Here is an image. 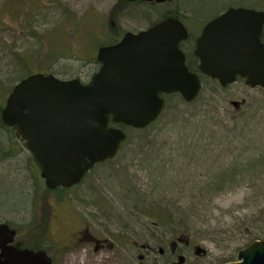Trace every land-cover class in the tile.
Returning <instances> with one entry per match:
<instances>
[{
	"label": "rangeland",
	"instance_id": "rangeland-1",
	"mask_svg": "<svg viewBox=\"0 0 264 264\" xmlns=\"http://www.w3.org/2000/svg\"><path fill=\"white\" fill-rule=\"evenodd\" d=\"M115 3L0 0V110L32 74L90 83L93 65L85 64V49L95 52L99 43L146 29L154 19L113 26ZM224 3L182 0L183 9L201 20L215 16ZM164 98L162 117L170 119L148 127L146 144L139 145L138 130H127L128 140L114 160L98 166L82 185L53 195L41 185L23 141L0 130L7 152L0 159V212L18 227L25 247L47 250L54 264H153L157 258L141 256L170 251L182 233L178 245L187 264H228L264 240V91L244 80L221 88L203 79L193 103L176 95ZM202 127L217 137L204 135ZM251 162L257 163L254 170L245 167ZM204 188L209 194L201 192ZM50 209L57 222L50 221ZM86 226L106 242L104 250L85 244L77 253L55 254ZM163 232L168 241L159 237ZM196 247L206 253L197 256Z\"/></svg>",
	"mask_w": 264,
	"mask_h": 264
},
{
	"label": "water",
	"instance_id": "water-1",
	"mask_svg": "<svg viewBox=\"0 0 264 264\" xmlns=\"http://www.w3.org/2000/svg\"><path fill=\"white\" fill-rule=\"evenodd\" d=\"M154 1V0H146ZM159 3L174 0H156ZM264 12L230 9L209 23L198 40L201 72L222 88L237 80L264 91ZM184 26L168 20L140 33H127L98 54L101 69L88 85L35 74L15 86L2 113L42 168L49 189L71 188L97 164L114 158L127 139L123 126L142 130L162 114L161 94L179 93L187 103L201 92L179 44ZM111 117V118H110ZM16 232L0 226V264H53L44 251L18 250ZM206 250L197 248L201 256ZM228 264H264V240Z\"/></svg>",
	"mask_w": 264,
	"mask_h": 264
},
{
	"label": "flooded vegetation",
	"instance_id": "flooded-vegetation-1",
	"mask_svg": "<svg viewBox=\"0 0 264 264\" xmlns=\"http://www.w3.org/2000/svg\"><path fill=\"white\" fill-rule=\"evenodd\" d=\"M225 1L223 5H221L220 11L210 18L209 20H201L197 17H195L193 14H190L187 9H183L182 6V0H174V1H166L159 3L156 0L154 1H146V0H116L115 7H114V13L111 14V17L115 16V20L111 21L113 26H119L126 22H131L133 23L136 21L139 17H144V16H149L154 17V19L150 20V24L146 29L140 30L135 33H139L142 31H147L158 24H161L165 21L168 20H174L180 22L184 28L187 31V38L182 40L179 44V49L181 52L184 54L185 59H186V65L188 67V70L190 73L194 74L197 76V78L200 80L201 84L203 85V79L211 81V83H217L216 81L210 79L208 76L204 75L199 68L200 61L198 57L196 56V48L198 44V40L201 37L204 29L206 26L216 20L219 16L222 14L226 13L230 9H248V10H254L257 12H264V0H221ZM111 18V19H112ZM189 22L192 24L195 23V25H190ZM129 32V31H128ZM120 34L118 37H113L111 39H108L107 41H103L98 44L97 49L95 52H93L91 49H85V54L83 56V60L87 66H92L93 65V71L91 72V81L94 79V77L97 75L99 70L102 67V64L98 61V54L99 51L103 47H110V46H115L117 45L125 36L126 33ZM193 32H199L193 33ZM133 33V32H132ZM99 34L98 36H100ZM261 40L264 42V29L261 35ZM218 84V83H217ZM4 109V108H3ZM2 111L0 112V122L3 123L2 119ZM0 130H6V131H13L19 141H23L25 147H27V143L18 135L16 128H10L6 127L3 124H0ZM28 148V147H27ZM3 143L0 140V159L5 155L3 150ZM19 150H22L21 147L18 148ZM12 152V150H10ZM32 154V153H31ZM117 157V156H116ZM115 157V158H116ZM32 164L36 166L37 169V176L39 181L41 182V185L46 188V191H49L52 193V195L58 191V190H63V191H71V189H74L80 185H82L85 180L90 177L93 173V171L100 165L111 162L115 158L108 159L106 161L97 163L78 183L77 185L72 186L71 188H63V187H58L54 190H50L47 185H46V180L42 176V168L41 166L37 163V161L34 159V156L32 154ZM54 201H56L55 198H52ZM48 216V215H47ZM49 217L50 221L52 219H55L54 222L58 221V215L54 216L53 210H49ZM55 217V218H54ZM1 225H6L8 226L11 230H14L16 232V238L14 242V246L18 250H23L26 249L23 245V243L20 240V230L18 229L17 226H15L9 219L6 218L4 214L0 212V226ZM61 226V225H60ZM78 228H75L77 230ZM167 232H163L162 235L159 237L162 238L164 241H168L169 239L166 238ZM167 239V240H166ZM175 242L173 241L172 248L169 251V249H164L160 248L158 250V255L156 256L155 253H149L147 257L141 256L140 259L145 261H151L152 259L157 258L153 264H187V259L180 254V249L178 243H182L184 240V234L180 233L175 236ZM187 246L190 245L189 241L186 242ZM69 246L67 249H57L55 254H58L60 252L61 255L72 253V252H78L81 248L80 245H85L89 244L90 246L93 247V249L97 252H101L106 248V242L100 239L99 237H96L93 235L90 231V227L86 226L82 230L78 231L75 235L73 234L72 240H70L67 243ZM182 245V244H180ZM144 249H148L143 247ZM197 248V247H196ZM30 249V248H28ZM38 250H44L48 252L45 249H37ZM196 251V249H195ZM153 254L155 256H153ZM51 259L54 261V257L51 256V253H49ZM55 256V255H54ZM177 257L179 259L178 263H171V258Z\"/></svg>",
	"mask_w": 264,
	"mask_h": 264
},
{
	"label": "trees",
	"instance_id": "trees-1",
	"mask_svg": "<svg viewBox=\"0 0 264 264\" xmlns=\"http://www.w3.org/2000/svg\"><path fill=\"white\" fill-rule=\"evenodd\" d=\"M176 95V97L178 96L179 98H180V101H182L183 102V100H182V98H181V96L180 95H178V94H175ZM177 99V98H176ZM163 115V114H162ZM112 119V118H111ZM170 118L169 117H165V116H161L160 118H159V120L156 122V123H154L152 126H155V124H157L158 122L160 123V124H163V126L164 125H166L167 123H168V120H169ZM0 124H1V122H0ZM111 126H114V124L113 123H111ZM151 126V127H152ZM150 128V127H149ZM149 128H147V129H144V130H138L139 131V134H138V139H139V141H141V143H139V145H144V144H146L147 143V141H148V139H149V137L146 135V131L149 129ZM123 129L124 130H133V129H128V128H125V127H123ZM208 129V128H207ZM205 127H202V128H198V130H200V131H202L203 133H204V135H206V134H208V135H206V136H211L212 138H216L217 137V134H214V133H212L211 131H208ZM218 137H220V136H218ZM209 144V143H208ZM207 147V146H206ZM261 163H263L262 161H260V162H258V165L259 164H261ZM257 166V163H250V164H248V165H245V167H250V170H254V167H256ZM245 167H242V168H245ZM239 168H241V167H239ZM256 170V169H255ZM235 171H238V170H235ZM232 178H230V180H231ZM216 180H219L218 181V183H221V181H220V178H216ZM219 186V185H218ZM201 192H203L204 194H209V190H206L205 188L201 191Z\"/></svg>",
	"mask_w": 264,
	"mask_h": 264
}]
</instances>
